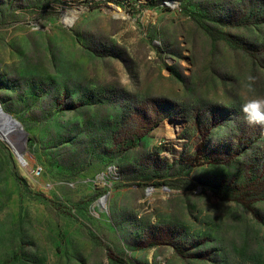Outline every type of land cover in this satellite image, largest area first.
I'll return each mask as SVG.
<instances>
[{
  "label": "rangeland",
  "instance_id": "obj_1",
  "mask_svg": "<svg viewBox=\"0 0 264 264\" xmlns=\"http://www.w3.org/2000/svg\"><path fill=\"white\" fill-rule=\"evenodd\" d=\"M249 75L264 0H0V264H264Z\"/></svg>",
  "mask_w": 264,
  "mask_h": 264
},
{
  "label": "clouds",
  "instance_id": "obj_2",
  "mask_svg": "<svg viewBox=\"0 0 264 264\" xmlns=\"http://www.w3.org/2000/svg\"><path fill=\"white\" fill-rule=\"evenodd\" d=\"M256 78L249 75L244 84V91L241 93L243 99L240 111L244 121L249 126L264 127V96L256 95Z\"/></svg>",
  "mask_w": 264,
  "mask_h": 264
},
{
  "label": "bare ground",
  "instance_id": "obj_3",
  "mask_svg": "<svg viewBox=\"0 0 264 264\" xmlns=\"http://www.w3.org/2000/svg\"><path fill=\"white\" fill-rule=\"evenodd\" d=\"M0 121H2V123H3L2 125L7 126L6 128L4 127L5 129L3 130V133H4V131L7 134L8 133L11 134L13 132H22L23 131L21 124L17 120H14L12 117H10L6 113H4L3 110L1 109V107H0ZM5 137H6V135H5ZM5 140L7 141V143L11 144V142L8 140V138H5ZM11 145H13V144H11ZM13 146L15 147V145H13ZM15 149H16L17 153L19 154V151L17 150L16 147H15Z\"/></svg>",
  "mask_w": 264,
  "mask_h": 264
},
{
  "label": "built area",
  "instance_id": "obj_4",
  "mask_svg": "<svg viewBox=\"0 0 264 264\" xmlns=\"http://www.w3.org/2000/svg\"><path fill=\"white\" fill-rule=\"evenodd\" d=\"M109 175H110V171L108 170L107 176H109Z\"/></svg>",
  "mask_w": 264,
  "mask_h": 264
},
{
  "label": "water",
  "instance_id": "obj_5",
  "mask_svg": "<svg viewBox=\"0 0 264 264\" xmlns=\"http://www.w3.org/2000/svg\"><path fill=\"white\" fill-rule=\"evenodd\" d=\"M0 107H1V105H0ZM7 115H10V114L7 113ZM10 116H11V115H10ZM14 120H16V119H14ZM5 127H7V126H5Z\"/></svg>",
  "mask_w": 264,
  "mask_h": 264
}]
</instances>
